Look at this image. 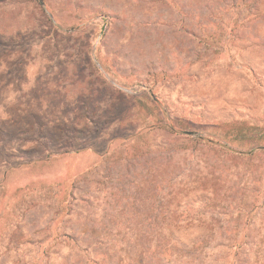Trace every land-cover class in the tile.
<instances>
[{
	"label": "rangeland",
	"instance_id": "374dc122",
	"mask_svg": "<svg viewBox=\"0 0 264 264\" xmlns=\"http://www.w3.org/2000/svg\"><path fill=\"white\" fill-rule=\"evenodd\" d=\"M158 242L264 264V0H0V264Z\"/></svg>",
	"mask_w": 264,
	"mask_h": 264
},
{
	"label": "trees",
	"instance_id": "16d2710c",
	"mask_svg": "<svg viewBox=\"0 0 264 264\" xmlns=\"http://www.w3.org/2000/svg\"><path fill=\"white\" fill-rule=\"evenodd\" d=\"M141 238L140 235H136L135 241H138ZM153 249H147L143 248V250L136 252V257L143 256L142 261L143 264H158L161 260L168 258L170 259L174 255H176L178 252V249L169 246L168 244L164 243H156ZM90 255V254H89ZM88 255V256H89ZM87 264H105L103 258L97 254L94 253V256L88 257ZM131 264H139L138 262H135V260L131 261L129 260Z\"/></svg>",
	"mask_w": 264,
	"mask_h": 264
}]
</instances>
